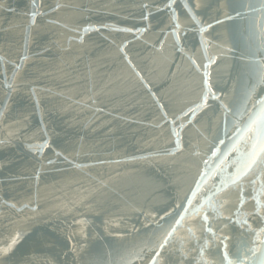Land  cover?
Masks as SVG:
<instances>
[{
	"label": "water",
	"instance_id": "water-1",
	"mask_svg": "<svg viewBox=\"0 0 264 264\" xmlns=\"http://www.w3.org/2000/svg\"><path fill=\"white\" fill-rule=\"evenodd\" d=\"M200 2L210 20L215 0ZM57 3L63 5L58 11L37 18L30 60L15 82L23 86L0 116V141L6 142L0 144V248L21 236L11 252L0 256V264H126L129 253L152 236L164 211L189 189L199 158L187 145L175 151L169 126H158L160 113L151 95L119 53L117 45L133 37L111 30L145 27L142 5L152 0H43L41 8ZM253 4L259 6L256 0ZM31 8V0H0V56L9 79L8 61L23 50ZM162 15L149 18L151 28L142 37L147 44H155ZM87 24L111 29L90 32L83 43L69 46L68 37L75 35L70 29ZM246 29L250 17L248 23L229 21L210 29L206 38L222 47L206 51L189 34L185 49L221 57L210 71L213 87L230 105L242 102L254 82L241 59L250 42ZM147 44H130L129 56L147 72L152 91L175 109L196 99L201 77L186 59L172 67L177 53L171 40L162 52ZM251 44L255 47V37ZM262 88L257 86L258 94H264ZM5 96L6 88L0 87V100ZM221 111L213 105L187 130L186 139L198 144L197 150L218 133ZM42 125L50 148L38 158L27 145L39 138ZM235 155L218 161L219 167L232 172ZM22 204L29 207L18 211Z\"/></svg>",
	"mask_w": 264,
	"mask_h": 264
},
{
	"label": "snow or ice",
	"instance_id": "snow-or-ice-1",
	"mask_svg": "<svg viewBox=\"0 0 264 264\" xmlns=\"http://www.w3.org/2000/svg\"><path fill=\"white\" fill-rule=\"evenodd\" d=\"M215 2L216 12L210 20L201 12L200 0H152L151 5H142V20L145 22L143 28L111 29L107 24H87L70 29L75 35L68 37L69 46L74 41L83 43L88 33L100 32L101 29L131 34L133 39H126L117 47L124 63L151 95L160 113L158 126H169L175 151H183L187 145L192 149L193 157L199 158L198 170L189 189L178 202L173 201L169 210L164 211V215L156 222L152 236L129 253L126 264H264V94L257 93V86L264 85V0H256L258 7L254 6L253 0ZM31 3L32 8L27 13L29 24L23 33V50L17 60L8 61L13 70L10 79L4 67V57L0 56V77L4 78L0 87L7 90V96L0 100V116L12 93L23 86V81L19 85L15 82L30 60L31 30L36 26L37 18L48 16L63 6L57 3L54 8L44 10L41 8L43 0H31ZM157 14H163L157 21V25L162 26L155 44H147L142 37L151 28L149 18ZM249 17L250 29L246 31L251 32L250 42L241 53V59L254 77V82L250 84L242 102L233 101L230 105L223 102L221 94L213 87L210 69L221 57L197 55L195 47L187 51L185 49L189 34L196 38V43L205 51L208 47L221 48V45L213 44L206 38V34L211 35L209 30L229 21L244 20L248 23ZM48 22L67 27L60 25L59 21ZM252 37L256 38L255 47L251 44ZM169 40L177 53L172 67L176 66L175 60L186 59L190 62L191 70L201 77L196 99L179 109L162 102L163 98L152 91L146 79L147 72L139 69L133 63V57L129 56L130 44L140 42L162 52ZM261 91L264 92V88ZM34 102L39 103L38 100ZM213 105L222 110L219 131L207 147L200 151L197 150L198 144L186 139L187 130L199 122L197 116L207 114ZM241 141L244 147H239ZM3 143L6 142L0 141V144ZM27 148L38 158L50 148V137L45 126L42 125L39 138H34ZM175 151L169 154L174 155ZM233 152L236 155L229 165L233 171L219 167L217 162ZM47 162L53 163L51 159ZM36 175L39 176V171ZM10 207L16 208V205ZM27 207L28 204H22L17 210L22 211ZM181 232L185 235H181ZM20 238L17 233L7 247L0 248V256L11 252Z\"/></svg>",
	"mask_w": 264,
	"mask_h": 264
}]
</instances>
